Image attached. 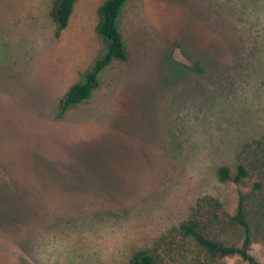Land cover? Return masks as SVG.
<instances>
[{
	"label": "rangeland",
	"instance_id": "obj_1",
	"mask_svg": "<svg viewBox=\"0 0 264 264\" xmlns=\"http://www.w3.org/2000/svg\"><path fill=\"white\" fill-rule=\"evenodd\" d=\"M22 1L0 0V17L31 16ZM101 1H76L68 33L78 35L64 47L51 0H35V43L0 23V264H128L199 198L233 212L248 187L216 167L243 162L254 178L264 156L253 142L264 138V0H126L117 26L128 57L57 116L103 48ZM251 252L264 264L262 244Z\"/></svg>",
	"mask_w": 264,
	"mask_h": 264
},
{
	"label": "trees",
	"instance_id": "obj_2",
	"mask_svg": "<svg viewBox=\"0 0 264 264\" xmlns=\"http://www.w3.org/2000/svg\"><path fill=\"white\" fill-rule=\"evenodd\" d=\"M75 1L51 0L49 17L56 37L67 26ZM125 1L102 0L97 6L94 29L103 48L60 97L57 116L70 105L90 96L99 84V72L113 59L128 57L117 26V17ZM262 141L264 138L253 142L258 145ZM254 143L244 145L243 150H248ZM216 175L219 180H230L239 187H248L245 192H238L235 210L227 211L213 196L197 199L173 232L162 234L157 239V246L134 250L128 264H226L224 259L231 256L247 264H262L251 252V246L254 242L264 246V156L254 178L251 168L243 162H237L233 167L220 164L216 167Z\"/></svg>",
	"mask_w": 264,
	"mask_h": 264
},
{
	"label": "crops",
	"instance_id": "obj_3",
	"mask_svg": "<svg viewBox=\"0 0 264 264\" xmlns=\"http://www.w3.org/2000/svg\"><path fill=\"white\" fill-rule=\"evenodd\" d=\"M25 4H27L28 6L31 5V7L33 8L32 10V15H28V16H6V17H0V23L6 27H8V33L10 34H13L14 36H18L20 39H21V43L23 45H28L30 44V41L31 42H34L35 43V0H23ZM22 1V2H23ZM77 1V0H76ZM76 1L74 3V6L76 4ZM99 5V4H98ZM97 5V6H98ZM74 6H73V10H74ZM97 8V7H96ZM73 10L71 12V15L69 17V21H68V24L67 26L60 32L59 36L56 37L54 35V24L52 22V26H53V35H52V39H54V46H61V47H64L62 44H61V41L62 39H66L67 37L70 38V42H72V40H76L74 39L73 37H75L76 33H68V28L70 27V19H71V16H72V13H73ZM72 38V39H71ZM59 39V44L56 42L57 40ZM50 44H51V41H50ZM50 47V46H49ZM58 51V50H57ZM67 51V49H66ZM72 53V51L70 52ZM93 60V58L91 59V61ZM114 60V59H113ZM112 60V61H113ZM119 60V59H117ZM112 61L108 64L110 65L112 63ZM107 65V66H108ZM105 68V67H104ZM103 68V69H104ZM102 69V70H103ZM101 70V71H102ZM101 71L99 72V75H98V79L100 77V73ZM62 96V95H61ZM60 96V97H61ZM59 97V98H60ZM59 100V99H58Z\"/></svg>",
	"mask_w": 264,
	"mask_h": 264
}]
</instances>
